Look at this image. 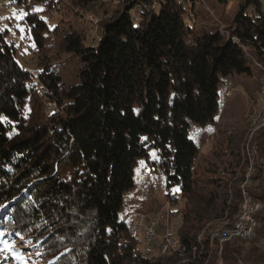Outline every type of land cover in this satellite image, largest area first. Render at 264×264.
Instances as JSON below:
<instances>
[{
	"label": "trees",
	"instance_id": "1",
	"mask_svg": "<svg viewBox=\"0 0 264 264\" xmlns=\"http://www.w3.org/2000/svg\"><path fill=\"white\" fill-rule=\"evenodd\" d=\"M31 1L22 20L34 54L28 63L0 29V232L31 237L46 264H264V127L252 139L257 161L245 186L260 205L255 235L223 242L220 251L208 232L197 236L212 218L226 216L230 226L237 217L248 168L239 159L244 132L223 133L211 152L206 171L227 177L222 209L211 218L209 200L194 189L201 145L189 130L215 123L224 76L264 72L261 0H240L225 23L209 16L212 28L196 24L204 0H117L96 22L94 45L75 31L58 41V53L77 62L68 86L49 58L40 13L87 10L97 0ZM47 103L56 108L50 115ZM139 167L163 174L169 220L178 222L170 255L157 246L144 253L121 218Z\"/></svg>",
	"mask_w": 264,
	"mask_h": 264
},
{
	"label": "rangeland",
	"instance_id": "2",
	"mask_svg": "<svg viewBox=\"0 0 264 264\" xmlns=\"http://www.w3.org/2000/svg\"><path fill=\"white\" fill-rule=\"evenodd\" d=\"M3 1L0 0V4ZM7 1V5L0 7V29L7 31V41L12 42L16 47L17 60L28 63L34 54L32 49L29 48L31 42L26 37L22 20L27 14V6L33 2L28 0L17 4V0ZM116 2L117 0H97L87 10L76 9L72 12L70 9L63 8L61 12L40 13V17L46 22L49 29V34H47L48 55L61 75L64 86L74 83L77 62L71 54L58 53V41L66 32L75 31L85 36L86 45H94L98 35L96 22L102 16L103 10L113 8ZM261 2V8L264 12V0H261ZM239 3L240 0H227L225 5L218 3L217 0L201 1L200 4L195 6L196 11L194 10L197 14V27H214L213 18L211 19L209 16H213L215 21L221 20L224 23L230 21L238 11ZM102 4L104 6L100 7ZM33 8L41 10L43 6L40 3H35ZM186 21L189 25H192L191 21L188 19ZM26 67L34 75L37 74L32 63L27 64ZM256 69L252 68V73L249 75L232 73L224 76V83L222 84L224 87L218 90L219 110L215 115V123L202 127L195 125L189 127L191 135L199 140L201 145L199 154L196 157L194 171L195 178L198 181L194 189L209 200L211 208L209 216L211 218L213 214L218 216L222 209L223 189L227 177L219 172L210 173L206 171V168L209 167L208 161L213 159L211 152L218 150L221 142H223V133L237 131H243L244 134L247 133L249 113L260 106L258 98L257 101H254V98L257 97V91L254 90L255 85H259L261 76V71ZM49 111L50 108L47 103L44 113ZM152 156L155 157L154 152H152ZM224 160L226 162L228 158ZM164 194V177L160 169L151 172L140 167L136 168L134 171V188L124 195L120 213L121 218L131 222L135 213L141 211L145 212L148 220L155 219L156 214L159 212L166 215L167 206L164 204V200L167 198ZM165 215L155 228L157 234L154 245L150 248L152 250L159 244L162 234L165 232V222L167 220ZM210 221H214V219L208 220L207 223ZM176 224L178 226V222H173L172 220L168 222V226L174 230L177 228ZM3 233L5 235L0 240V264H46L44 255L37 253L39 252L38 248L32 242L33 239L31 237H21L14 232L7 233L4 231ZM137 239L139 240V248L143 249L142 232H140ZM5 241L12 246V251H8L5 248ZM261 250H264V240L261 241Z\"/></svg>",
	"mask_w": 264,
	"mask_h": 264
},
{
	"label": "built area",
	"instance_id": "3",
	"mask_svg": "<svg viewBox=\"0 0 264 264\" xmlns=\"http://www.w3.org/2000/svg\"><path fill=\"white\" fill-rule=\"evenodd\" d=\"M247 51V50H244ZM260 72V71H259ZM261 79L259 81V88L257 92V98L260 100V106L258 109H253L248 116V130L247 133L242 137L241 144L239 146V159L241 163L247 162L248 168L245 171L244 182L239 184L242 200L239 205V210L236 219L232 224H229L226 216L217 218L214 221H210L206 224L205 228L198 234L197 240L200 241L203 237L204 232H208L210 239H216L219 244V251L223 242L239 239L249 240L255 235V229L257 226L254 214L259 210L260 205L253 202L251 197L245 191V186L250 183V176L255 170V160L257 157L256 150L252 146V139L255 133L264 127V72H260ZM50 111L48 115L56 111V108L52 104H48ZM53 106V107H52ZM257 161V160H256ZM178 200L182 201L181 195H175ZM164 204L167 206L165 222V232L162 234V239L157 244L158 252L160 255H170L173 251L179 247V240L176 236V230L168 226L170 217V205L169 200H164ZM162 212L156 214V218L148 220L145 212H137L133 216L131 222H129V233L134 237H138L142 232V242L144 245V253L150 249L156 239L155 228L158 226L160 221L164 218ZM177 226V224H176ZM221 264V262H220ZM237 264H247L241 260Z\"/></svg>",
	"mask_w": 264,
	"mask_h": 264
},
{
	"label": "snow or ice",
	"instance_id": "4",
	"mask_svg": "<svg viewBox=\"0 0 264 264\" xmlns=\"http://www.w3.org/2000/svg\"><path fill=\"white\" fill-rule=\"evenodd\" d=\"M3 235H5V233L0 232V237H2ZM4 244H5V248H6L8 251H12V250H13L12 246H11L7 241H5Z\"/></svg>",
	"mask_w": 264,
	"mask_h": 264
},
{
	"label": "crops",
	"instance_id": "5",
	"mask_svg": "<svg viewBox=\"0 0 264 264\" xmlns=\"http://www.w3.org/2000/svg\"><path fill=\"white\" fill-rule=\"evenodd\" d=\"M226 89V88H225ZM258 92V91H257Z\"/></svg>",
	"mask_w": 264,
	"mask_h": 264
}]
</instances>
